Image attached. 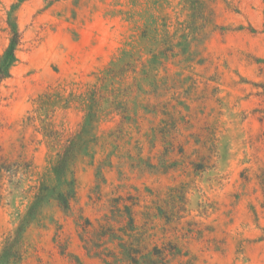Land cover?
Returning a JSON list of instances; mask_svg holds the SVG:
<instances>
[{"label":"rangeland","instance_id":"374dc122","mask_svg":"<svg viewBox=\"0 0 264 264\" xmlns=\"http://www.w3.org/2000/svg\"><path fill=\"white\" fill-rule=\"evenodd\" d=\"M13 29L0 155L29 167L0 182V257L22 230L17 264H104L79 219L121 197L166 264H264V0H0V56ZM71 177L67 212L32 213Z\"/></svg>","mask_w":264,"mask_h":264},{"label":"trees","instance_id":"16d2710c","mask_svg":"<svg viewBox=\"0 0 264 264\" xmlns=\"http://www.w3.org/2000/svg\"><path fill=\"white\" fill-rule=\"evenodd\" d=\"M19 43L20 34L13 29L9 45L0 56V84L10 77L11 68L17 62L16 52ZM94 119L95 113L91 107L78 134L68 141L61 159L63 163L67 164L68 157L74 154L72 145L76 143V139L82 140L94 129ZM85 150L87 154L88 148ZM28 167L29 165L24 161L8 164L0 155V182L4 176L17 177L20 171L28 169ZM97 181L99 183L103 181L100 170L97 172ZM95 189H98V185ZM75 194L74 178H65L59 181L56 187L41 190V193L37 195L40 203L32 213H36L37 207L44 206L50 199L55 201L59 209L67 212ZM125 201L121 197L110 200L109 215L105 216L103 220L111 221L115 225L100 224L93 227L88 219H79L80 239L84 244L85 251L93 257L101 259L104 264H166L165 249H158L156 246L148 248V244L145 242L146 237L143 232L139 231L141 228L136 224V212L133 209V204H124ZM21 236L22 230L19 231L15 241L6 243L0 257V264H17L20 261L21 254L16 246H18ZM173 249L176 251L172 252V255H179L177 247L173 246ZM9 256H14L15 259L9 260Z\"/></svg>","mask_w":264,"mask_h":264}]
</instances>
